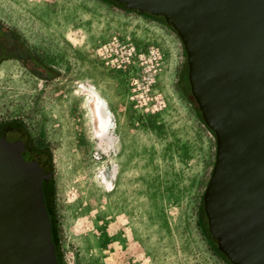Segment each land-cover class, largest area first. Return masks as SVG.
Instances as JSON below:
<instances>
[{"label": "rangeland", "instance_id": "rangeland-1", "mask_svg": "<svg viewBox=\"0 0 264 264\" xmlns=\"http://www.w3.org/2000/svg\"><path fill=\"white\" fill-rule=\"evenodd\" d=\"M125 9L0 0V23L54 71L1 59L0 124L16 121L51 164L43 201L59 264H225L197 226L215 141L179 90L191 96L183 47ZM85 86L114 116L108 138L92 128Z\"/></svg>", "mask_w": 264, "mask_h": 264}, {"label": "water", "instance_id": "water-1", "mask_svg": "<svg viewBox=\"0 0 264 264\" xmlns=\"http://www.w3.org/2000/svg\"><path fill=\"white\" fill-rule=\"evenodd\" d=\"M162 17L185 53L190 94L214 134L202 193L208 230L234 264H264V0H114ZM45 153L0 124V264H56Z\"/></svg>", "mask_w": 264, "mask_h": 264}, {"label": "trees", "instance_id": "trees-1", "mask_svg": "<svg viewBox=\"0 0 264 264\" xmlns=\"http://www.w3.org/2000/svg\"><path fill=\"white\" fill-rule=\"evenodd\" d=\"M105 3L108 4H112L114 5H123L124 3H117L114 0H102ZM126 8V7H125ZM127 11L130 12H135L136 14L139 15H143L144 17H149L150 19H155L156 21H158L159 23L163 24L164 26H166L169 30H171L173 33H175L162 19V17L160 16H156V15H150L148 13H142L139 11H136L134 9H125ZM15 59L17 60L23 67L27 68V70H29L34 76L37 77H51L52 74H54L53 69H51L50 67L46 66L44 63H42L41 61H39L38 59H36L34 57V55L25 47V45L22 43V41L20 40V38L18 37V35L11 29H9L8 27L4 26L3 24L0 23V60L1 59ZM183 78V80L185 79V74L181 76ZM179 90L181 91V93L184 95L185 100L188 102V104L190 105V107L192 108L196 118L198 119V121L201 123V125L212 135L214 136L213 132L208 128V126L204 123V121L202 120L200 113L197 109V106L194 102V100L192 99V97L189 95H185L183 92V87L179 86ZM191 99H190V98ZM7 124L13 125V126H20L16 121H10ZM27 136V135H26ZM28 141L30 142V144L37 149V147H35L32 142L30 141L29 137L27 136ZM48 159V158H47ZM50 178V177H49ZM48 181L42 182L41 183V187H43V184H48ZM48 187V185H46ZM49 190V187H48ZM43 192V190H42ZM49 195H50V191H49ZM46 210V208H45ZM48 211H49V207H48ZM46 213L48 215L49 218V223H50V233H51V241L54 245V251H55V260H56V264L58 263V258H57V251H56V244H55V239H54V232H53V227H52V219L50 216V212L48 213L46 210ZM197 226L199 228V231L203 234L205 241L207 242L209 248L211 249V251L213 252V254L215 256H217L223 263L225 264H234L231 261L228 260V258L226 257V254L224 252H222V250L220 249L219 245L217 244L216 240L214 239V236L209 232L208 230V224H207V220L203 211V205H202V199H200L199 202V210L197 213Z\"/></svg>", "mask_w": 264, "mask_h": 264}, {"label": "bare ground", "instance_id": "bare-ground-1", "mask_svg": "<svg viewBox=\"0 0 264 264\" xmlns=\"http://www.w3.org/2000/svg\"><path fill=\"white\" fill-rule=\"evenodd\" d=\"M82 92L86 96L88 114L96 136L100 139L108 138L107 133L111 130L114 116L109 109L107 101L95 87H82ZM102 178L106 180V176L103 174Z\"/></svg>", "mask_w": 264, "mask_h": 264}, {"label": "flooded vegetation", "instance_id": "flooded-vegetation-1", "mask_svg": "<svg viewBox=\"0 0 264 264\" xmlns=\"http://www.w3.org/2000/svg\"><path fill=\"white\" fill-rule=\"evenodd\" d=\"M115 2H117V1H115ZM117 3H119V2H117ZM2 63H4V61H2ZM1 63V64H2ZM184 82H183V85L185 86V84L187 83V86H188V88H189V84H188V81L186 80V78L183 80ZM185 83V84H184ZM190 93V92H189ZM28 144H29V146H30V148L31 149H34V150H39V151H41V152H43L44 153V151L42 150V149H36V148H34L31 144H30V142L28 141ZM43 182V181H42ZM41 189L43 190V187H41ZM42 194H43V192H42ZM44 202V201H43ZM44 207H45V205H44Z\"/></svg>", "mask_w": 264, "mask_h": 264}]
</instances>
